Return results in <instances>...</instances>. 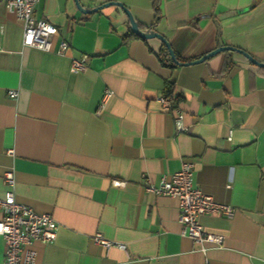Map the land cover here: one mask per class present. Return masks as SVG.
<instances>
[{
  "label": "crops",
  "instance_id": "0c3cea01",
  "mask_svg": "<svg viewBox=\"0 0 264 264\" xmlns=\"http://www.w3.org/2000/svg\"><path fill=\"white\" fill-rule=\"evenodd\" d=\"M110 1L183 62L219 46L264 62V0H40L34 16L58 28L51 51L25 46L23 21L0 0V197L13 170L16 200L60 225L56 240L36 243L35 264H264V68L230 50L164 65L159 38L127 37L121 7L92 11ZM84 54L86 69L72 73ZM168 83L184 132L160 100ZM187 160L195 184L235 208L200 217L225 236L205 252L183 234L178 199L144 188ZM98 232L127 249L99 245Z\"/></svg>",
  "mask_w": 264,
  "mask_h": 264
},
{
  "label": "built area",
  "instance_id": "2783aa9c",
  "mask_svg": "<svg viewBox=\"0 0 264 264\" xmlns=\"http://www.w3.org/2000/svg\"><path fill=\"white\" fill-rule=\"evenodd\" d=\"M39 1L6 0V4L23 21V44L51 51L52 38L57 34L58 28L47 20L34 16V10ZM68 49L69 44L65 40H60L54 52L65 55ZM88 58L86 54L74 57L71 62V72L80 73L85 70ZM9 95L16 98L18 92L10 90ZM111 95L112 91L107 90L100 109L104 107L106 97ZM160 100L166 108L173 109L177 132L186 131L185 113L173 107L168 98L161 97ZM8 153L12 154L13 150H8ZM194 166L193 161H184L178 171L170 176H164L159 184L146 181L144 188L150 193L178 199L179 221L182 224L183 234L191 238L193 242L202 244L201 249L205 252L206 243L222 246L225 236L206 231L200 222V217L217 214L231 217L235 213V208L231 204L216 201L195 184ZM3 178L6 184L4 195L0 197V236L4 241L3 264H35L36 243H50L56 240L60 225L50 214L39 213L16 200V179L13 170L6 171ZM228 187L231 185L228 184ZM93 239L107 249L111 247L127 249L126 244L109 240L99 232L93 236Z\"/></svg>",
  "mask_w": 264,
  "mask_h": 264
},
{
  "label": "water",
  "instance_id": "95a60500",
  "mask_svg": "<svg viewBox=\"0 0 264 264\" xmlns=\"http://www.w3.org/2000/svg\"><path fill=\"white\" fill-rule=\"evenodd\" d=\"M109 5H117V6L121 7L124 10V12L126 13V15L129 18L130 25H131V29H132V31L135 34H137L140 37L145 38V39L152 38V37L159 38L166 45V47L168 48L169 54H170V56H171V58H172V60H173V62L175 64H193V63H200V62L205 61L209 57H211V56H213V55H215V54H217L219 52L226 51V50H230V51H237V52L243 54L251 62H253L254 64H256V65L264 68V62H261V61L257 60L256 58H254L248 52H246L244 50H241L239 48L233 47V46H219V47L215 48L214 50H212V51L206 53L205 55L201 56L198 59L192 60L190 62H182V61H180L177 58V56L175 54V51L172 48V46L169 43V41L163 35H161L159 32H157L155 30H142L139 27L138 22L133 17L131 11L123 3L117 2V1L106 2V3H104V4H102V5L98 6V7H95L92 11L101 9L102 7L109 6Z\"/></svg>",
  "mask_w": 264,
  "mask_h": 264
},
{
  "label": "trees",
  "instance_id": "16d2710c",
  "mask_svg": "<svg viewBox=\"0 0 264 264\" xmlns=\"http://www.w3.org/2000/svg\"><path fill=\"white\" fill-rule=\"evenodd\" d=\"M155 6H156V3H155ZM155 11L157 12L158 11V7H155ZM139 24V23H138ZM139 27L144 30V28H142V26L139 24ZM129 39L133 38V37H140L139 35L135 34L132 30H130V33L128 34L127 36ZM146 40V39H145ZM176 54V52H175ZM157 56L159 57L160 61L164 64V65H168V66H175L170 54H169V51H168V48L166 47V45L162 42V46H161V49L157 52ZM177 58L180 60V61H184L179 55H177ZM173 84H167L166 86V97L171 101L172 105L174 106V103L177 102V99L173 96Z\"/></svg>",
  "mask_w": 264,
  "mask_h": 264
}]
</instances>
